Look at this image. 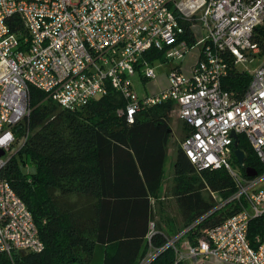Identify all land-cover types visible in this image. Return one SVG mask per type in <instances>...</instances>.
I'll use <instances>...</instances> for the list:
<instances>
[{"label": "built area", "instance_id": "obj_1", "mask_svg": "<svg viewBox=\"0 0 264 264\" xmlns=\"http://www.w3.org/2000/svg\"><path fill=\"white\" fill-rule=\"evenodd\" d=\"M256 56H264V0H0V173L17 142L14 129L30 115V88L71 112L114 90L126 102L117 113L129 123L140 110L173 102L188 129L184 155L197 171H226L234 193L212 198L217 208L239 209L195 242L186 234L203 218L161 247L151 245L150 222L138 264L168 248L173 264H264V237L248 236L250 222L264 217V173L248 178L232 161L234 133L264 166V59L246 69ZM163 57L191 62L172 68L161 91L138 95L133 76L155 79L153 61ZM230 63L250 76L239 97L222 89ZM43 248L26 205L0 177V257Z\"/></svg>", "mask_w": 264, "mask_h": 264}, {"label": "trees", "instance_id": "obj_2", "mask_svg": "<svg viewBox=\"0 0 264 264\" xmlns=\"http://www.w3.org/2000/svg\"><path fill=\"white\" fill-rule=\"evenodd\" d=\"M14 20L11 31L17 33L22 26ZM249 81L248 74L230 63L222 89L239 97ZM125 104L119 93L109 89L105 96L71 112L30 88V115L14 129L17 141L25 140L10 155L0 177L26 205L44 248L17 251L11 259L1 256L0 264H92L95 255L99 264H138L144 257L149 224L155 222L174 104L162 102L140 110L131 123L117 113ZM181 127L183 139L188 129L183 123ZM238 142L246 153L245 167L264 173L242 135ZM232 161L237 165L234 156ZM172 171L171 196L182 229L203 218L186 234L191 242L201 230L238 211L232 203L217 208L211 195L226 199L234 193L226 171H197L180 146ZM155 230L151 245L161 247L168 234L156 222ZM257 234L264 237V217L249 224L248 236ZM174 260L168 248L150 264Z\"/></svg>", "mask_w": 264, "mask_h": 264}, {"label": "rangeland", "instance_id": "obj_3", "mask_svg": "<svg viewBox=\"0 0 264 264\" xmlns=\"http://www.w3.org/2000/svg\"><path fill=\"white\" fill-rule=\"evenodd\" d=\"M264 56H256L252 58V62L248 63L246 69L250 72H253L258 65L261 63ZM185 58L182 61L172 60V59H160L159 61H153V67L155 71V79L145 80L140 76V73L135 74L132 78V85L134 90L138 95H150L152 93H157L167 86L166 76L169 74L170 70L174 67L180 65L181 62H184ZM189 61V59H187ZM244 66H240V69ZM171 128H170V141L168 144L167 158L164 164V176L161 184V189L159 191V196L155 200L154 209H155V222L160 226L165 233L168 234V238L172 237L179 231H182L183 223L180 218L179 210L175 203V200L171 196V187H172V163L170 161V154L173 155L178 146H180L182 137L181 123L178 120L176 111L171 113ZM23 139H19L16 144L13 146L11 152L7 153L6 156H9L21 146ZM235 167V165H233ZM30 170H33V167L30 166ZM158 222V223H157ZM100 257L99 255L94 256L92 264H99ZM214 264V263H211Z\"/></svg>", "mask_w": 264, "mask_h": 264}, {"label": "water", "instance_id": "obj_4", "mask_svg": "<svg viewBox=\"0 0 264 264\" xmlns=\"http://www.w3.org/2000/svg\"><path fill=\"white\" fill-rule=\"evenodd\" d=\"M232 137L234 138L233 155L235 157V160H236L237 164L239 165V167L241 169L244 170V174H245L246 177H248V178L255 177L257 175L256 170H254L253 168L245 167L244 162H245V159H246V153H245V151L243 149H241L239 147L238 139H237V137H236V135L234 133H232ZM3 155H4V151L0 150V157H2Z\"/></svg>", "mask_w": 264, "mask_h": 264}, {"label": "crops", "instance_id": "obj_5", "mask_svg": "<svg viewBox=\"0 0 264 264\" xmlns=\"http://www.w3.org/2000/svg\"><path fill=\"white\" fill-rule=\"evenodd\" d=\"M191 62V61H190ZM190 62H188L187 60L182 62V66H186L188 65ZM174 157H175V153L173 155L170 154V161L172 163V166H173V161H174ZM167 158V157H166Z\"/></svg>", "mask_w": 264, "mask_h": 264}]
</instances>
